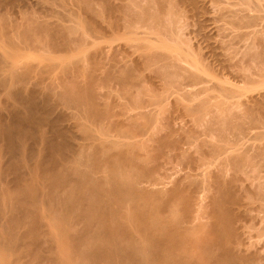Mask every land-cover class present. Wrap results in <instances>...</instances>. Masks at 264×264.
Masks as SVG:
<instances>
[{"label":"bare ground","instance_id":"6f19581e","mask_svg":"<svg viewBox=\"0 0 264 264\" xmlns=\"http://www.w3.org/2000/svg\"><path fill=\"white\" fill-rule=\"evenodd\" d=\"M75 1L76 6H81L78 10L92 14V18L87 16L93 20L88 21L89 26L84 24L86 28L83 15L79 16L77 9L66 8V5L64 20L74 22L73 25L69 22L61 25L63 20H57L63 16L59 13L55 24H51L50 19L41 20L34 10L28 13L27 7L26 12V0H0V18L4 13L8 15L2 18L6 21L15 8L20 13L19 17L15 13L16 18L12 19L13 15L8 22L0 19L7 25L0 28V37L4 38L0 44V90L6 91L18 104L14 103L15 107L13 101L10 102L15 107L9 104L13 111L5 102L3 104L8 110L2 109L11 112L10 116L6 113L11 121L5 122L2 119L7 116L0 114V138L4 139V146L0 144V249H12L14 264H264V175L259 170L261 167V171L264 170V92L247 100L242 97L245 83L256 82L253 76L256 75L257 80L264 78L261 75L264 30L260 31L257 26L262 19L264 21V17L261 18L264 0H230L228 3L234 8L230 9L229 5L225 11V6V12H219L228 26L238 29L235 30L237 36L246 44L243 50L233 48L228 59L219 60L221 70L233 75L230 79L226 75L227 80H214L211 85L214 88H211L218 93L207 92L210 85L202 86L203 97H197L201 94L197 95L199 90L193 91V95L186 89L185 98L184 95L180 98L178 89L190 82H204L206 79L199 71L212 75L197 50L194 52L188 40L183 39L182 24L181 28L178 26L181 21L178 15L185 0H119V3L102 0L108 2L106 7L102 5L104 8H100V3L96 8V1L100 0ZM253 8L263 14L257 16L251 12ZM78 17H82L83 30L76 27L80 25L76 23ZM103 20L109 32L106 27L104 30ZM254 26L258 29H252ZM241 28L252 31L240 32ZM98 33L101 39L105 34L107 37L111 34L112 39L117 33L124 36L132 33L133 37L138 35L145 41L143 33H156L158 39L161 35L168 37L166 40L172 38L173 42L177 36L183 46L181 44L180 51L163 52L164 55L162 50H155L156 45L148 47L149 41L143 45L145 47L142 43L140 49L143 47L147 52H143L145 61L144 54L140 55L141 64L137 60L128 64L123 58L120 60L121 57L118 60V55L126 53L128 46L110 50V45L109 50L96 47L91 52L92 47L76 60L34 63L21 59L28 48L35 52L58 53H70L79 48L88 50L92 45L90 39ZM150 37L147 36V40L152 39ZM136 44L134 48L139 49ZM134 62L137 66L147 63L145 69H152L149 65L154 64L152 79L155 80L156 73L160 84L155 88L153 84L152 88L150 84L147 87L139 70L136 74ZM216 72L220 78V72ZM235 79L244 86L234 88ZM112 83L119 85L120 89L116 90L124 101L114 100L112 96L118 93L113 94ZM104 87L108 89L104 91ZM1 92L0 95L6 96ZM170 97H174L171 98L173 104L170 103L173 106L167 104ZM37 98L45 105L39 106L41 100L37 101L36 110L43 109L42 115L39 110V115L35 112ZM19 104L27 111L21 112L23 107L19 110ZM61 104L62 107L67 105L62 110L68 113L65 107L74 110L73 118L71 112L64 113L69 121L70 117L74 119L70 124L76 120L75 124L80 127L78 133L83 129L85 135L80 132L83 141L79 137L80 141H76V135L73 137L77 129L74 123V134L69 133L71 128L68 127L72 125L66 122L67 118L62 122L68 124L65 128L69 131L67 134H71L69 137L63 127L65 124L61 126L64 129L57 128V118L51 119L48 106L58 108ZM177 111H181L179 118ZM182 113L187 116L183 119L188 118L192 125L181 121ZM61 114L55 116L60 118ZM175 118L185 126L176 123ZM28 121L36 127L25 131ZM177 124L179 127L175 126ZM252 133L259 139L251 136ZM28 134L31 143L26 140ZM245 136L263 140V143H249L257 145L256 148L251 146L254 149L250 147L252 151L246 148L249 139L244 140ZM70 137L73 140L70 141ZM242 139L247 142L246 147ZM2 151L7 154L6 159H2ZM178 160L184 172L179 177L176 175L177 181L174 179L173 185L167 187L160 181L162 170L168 164L176 165ZM216 162L219 169L214 173L218 168ZM207 164L215 168L209 166L208 170ZM254 167L259 171L254 176L256 181L250 178ZM34 169L39 172L34 173ZM226 169L238 171V175L234 174L238 178L240 173L245 176L244 170L249 173L245 181L236 180L232 173L229 180L222 175ZM6 174L8 180L4 178ZM51 226L55 231L48 228ZM251 239L262 241L253 245ZM61 252H66V257Z\"/></svg>","mask_w":264,"mask_h":264},{"label":"rangeland","instance_id":"374dc122","mask_svg":"<svg viewBox=\"0 0 264 264\" xmlns=\"http://www.w3.org/2000/svg\"><path fill=\"white\" fill-rule=\"evenodd\" d=\"M92 2H95L96 0H91ZM110 1V0H109ZM115 3H119L120 1L119 0H113ZM215 1V2H214ZM185 0L184 2H183V5L181 4V10H180V12H182V14H180V12H179V15H182V16H179L178 15V17L180 18V20L181 21H178V22H180V23H178V26L179 25H181V27H182V29H180V31L181 32H183L182 33V36L183 37H185V38H183L184 40H188V42L190 43V45L192 46L191 48H193V51L196 49L197 50V54L199 55V56H201L202 57V59H203V61L205 62H203L204 63V65H206L208 68L210 67V71L212 70V72L214 71V74L211 72V74L214 76L213 78L211 77L212 75H206L207 73H205V72H201V71H199V74H201V77L202 78H204V79H206L204 82H202V83H200V81H196V85L192 82H190L189 84H186L185 85V88H184V86H182L183 87V89H178V93H180L181 94V96H180V98L183 96V98H185V97H187L185 94H184V92L186 91V92H188L187 90H189L190 92L192 91V93L191 94H195L194 92H196V91H198L197 92V95H199L203 90L201 89L202 88V86L203 87H205V86H207V87H209V85H210V89L207 91V92H209L210 93V90H211V93L212 94H216V93H218V91H216V90H214V89H212L211 87H213V86H211V85H214V83H215V81L218 79H220V80H227L226 78H228V79H230L231 77H230V75L232 76L233 74H230V75H227L229 72H228V70H224V69H222L221 70V67H220V64L219 63H221L222 62V59H223V61H224V58L226 59H228L229 58V55H231L232 53H233V51H234V49L233 48H235V50L237 49H239V50H243L244 49V47L243 46H245V44L246 43H244V41L245 40H243V41H241V39L237 36V32L235 31V30H238V29H235V28H233V27H231V26H228L229 24H228V22L227 21H225L226 19H224V18H221L220 17V13H224L225 11H227L229 8L230 9H232V8H234V6H231L228 2H230V0ZM220 1H223V2H221L220 3ZM29 2V3H28ZM61 2V3H60ZM68 4H67V3ZM75 2H77V1H75V0H63V2H62V0L61 1H58V0H52V1H50V0H42V1H40V0H26V4H25V6H26V9H27V7H28V9L30 10H26L25 8V10H26V12H28V13H33V10L35 11V12H37V13H35L37 16H39L40 15V18H41V20L42 19H47V21L49 20L50 22L52 21V23L51 24H55L56 22H54V21H56L58 18H60L61 17V15L63 16V18L61 17L60 18V20H57L58 22L59 21H61V20H63V22L61 21V23H63V24H61V25H64V23H66V25L67 24H69V23H72V24H70V25H73V23L74 22H69L68 20V22H66L64 19H66V13H67V11H66V8L68 7L69 9L70 8H73V9H77L78 10V6L79 7H81L80 5H78V6H76L77 4L75 3ZM190 2V3H189ZM217 2V3H216ZM264 2V1H263ZM55 3V4H54ZM57 3V4H56ZM78 3V2H77ZM99 3L101 4V7L100 8H104L102 5H106V4H108V2H105V3H103L102 2V0H100V2H97L96 1V5L98 4L99 5ZM186 3V4H185ZM228 3V4H227ZM62 4V5H61ZM66 5V6H65ZM93 6L95 5L94 3L92 4ZM98 5L96 6V8H99L98 7ZM155 5V4H154ZM231 7H230V6ZM66 8H65V7ZM157 6V5H156ZM185 6V7H184ZM227 7V6H229V8L227 7L226 9L224 8V7ZM62 7H64L65 9H63ZM106 7V6H105ZM158 7V6H157ZM220 7V8H219ZM44 8V9H43ZM55 8V9H54ZM222 8V9H221ZM16 10H14V11H11V12H13V13H9V15H11L12 14V16L16 13V15L19 17V14L20 13H17V11H18V8H15ZM23 9V10H24ZM49 9V10H48ZM63 9V10H62ZM73 9H71V10H73ZM81 8H79V10H78V12L77 13H79L80 15L79 16H81V15H83L82 17H78V19H76V23H78V24H80V25H75L79 30H80V28H81V30H83V26L81 25L82 24V19H84V23H83V25L84 24H88L87 26H89V22L88 21H90V19L92 18V14H90V12L89 11H87L88 13H85L86 11L83 9V11L81 12V10H80ZM106 9V8H105ZM224 9H225V11H224ZM257 8H255V10H256ZM261 9V8H260ZM66 12H65V11ZM74 10V11H75ZM76 10V11H77ZM253 10V11H252ZM255 10H254V8L253 9H251V12H254V14H257V16H260L261 14H263L262 12L264 11V9H261L262 10V12L260 11H258V10H256V12H255ZM16 11V12H15ZM22 11V10H21ZM46 11V12H45ZM52 11H53V14H52ZM57 11V12H56ZM61 11V12H60ZM23 12V11H22ZM65 12V13H64ZM220 12V13H219ZM250 12V11H249ZM43 13V14H42ZM54 13H56V14H54ZM58 13H59V15H60V17L58 16ZM65 15H64V14ZM2 14V16L3 17H1L0 19L1 20H3V22H6L7 21V19H10L12 16H9L10 18H7L6 19V21H5V19H2V18H4L5 16H8V15H5L4 13H1ZM86 14V15H85ZM88 14V15H87ZM253 14V13H252ZM5 15V16H4ZM52 15V16H51ZM55 15V16H54ZM264 15V14H263ZM41 16H43V17H41ZM91 17L90 19L88 18V17ZM17 17V18H18ZM48 17V18H47ZM51 17V18H50ZM65 17V18H64ZM85 17H87L88 19H86V21H85ZM264 16H262L261 18H263ZM13 18H16V16L14 15L13 17H12V19ZM56 18V19H55ZM82 18V19H81ZM179 18H178V20H179ZM182 18V19H181ZM220 19V20H219ZM1 20H0V25H2V26H0V28H2L3 26L5 27V26H7V25H4V24H6V23H1ZM93 20V19H92ZM91 20V21H92ZM106 20V19H105ZM105 20H103V22L101 23V24H106V26H103L104 27V30L107 28V31H108V25H107V23H106V21ZM65 21V22H64ZM79 21V22H78ZM90 21V23H92ZM105 21V22H104ZM258 21H260V20H258ZM262 21V22H261ZM260 22H259V24L257 25L258 26V28L259 29H261L260 31H263L264 29H263V27L261 28V26L260 25H262L263 24V19L261 20ZM8 22V21H7ZM88 22V23H87ZM8 24V23H7ZM58 24V23H57ZM60 24V23H59ZM75 24V23H74ZM177 24V23H176ZM65 25V26H66ZM91 25V24H90ZM85 26V28L87 27L86 25H84ZM260 26V27H259ZM262 26H264V24L262 25ZM3 27V28H4ZM106 27V28H105ZM180 27V26H179ZM180 27V28H181ZM255 27V26H254ZM252 28V27H250V28H252V29H256L257 27H255V28ZM228 28V29H227ZM233 28V29H232ZM250 28H241V29H239L240 30V32L242 31V32H244L245 30L246 31H248V32H250L249 30H251L252 31V29H250ZM257 28V29H258ZM248 29V30H247ZM256 29V30H257ZM1 30V29H0ZM245 31V32H246ZM2 32V31H1ZM105 32V31H104ZM103 32V33H104ZM109 32V31H108ZM108 32H106L107 34H108ZM180 32V33H181ZM107 34H105V35H107ZM116 34V33H115ZM117 34H119V33H117ZM116 34V36H114V38L112 37V39H114V40H112V39H110L111 37V34H109L110 36L109 37H107V36H103V34H101L104 38L103 39H101L100 37L101 36H99L100 35V33H98V36L97 37H99V39L97 38V37H93L94 39H90V40H92V45L88 48V50L87 49H82V48H79V49H77V50H74V51H72V52H70V53H58V52H52V50H51V52L49 51V50H47L48 52H42V51H40L39 52V50L37 51L36 49V51L37 52H35L33 49H26L25 51H23V53L22 54H24V55H22V57H21V59H22V61H31V62H34V63H36V61H37V63L39 62H41V63H43V62H55V61H61V60H76V57H77V59H78V57H80V55L81 56H83V54L85 53V52H88L89 51V49H92V47L94 48V49H92V50H90L91 52L92 51H94L95 49H96V47H102V48H104L105 49V47H106V49L105 50H109L111 47H112V49H110V50H113V48H122V47H125V46H128L125 50H127V52L126 53H122V55H125V56H123L122 57V55L120 54V56L118 55V57H117V59L119 60L120 59V57H121V59L120 60H122V58H123V60L122 61H126L128 64H130V63H132L133 61H135L136 62V60L138 61V63H140L139 61H140V55H142V54H144V55H142L143 56V61H145L144 59L146 58V55H145V53H143V52H145V51H143L145 48H143V47H145L146 45H145V43L147 42V41H149V42H147L146 44H147V46L148 45H156L157 46V48H156V46L154 47L155 48V50L157 49V50H162L161 52L163 53V52H166V54H167V52H169L168 54H170L171 52H173V53H175L176 51H180V49H181V39H179V37L177 38V36H174V39H175V41L174 42H177L179 45H177V43H174L173 42V40H171L172 38H170V39H168V40H166V38H168V37H165V38H163L161 35V39H160V36H159V39H158V35L159 34H157L156 35V33H151V35H149V33H147V34H144L143 33V35L145 36V38H146V41L145 40H143V39H140L139 37H141V36H138L137 35V37H133V34H132V36L130 37V35L131 34H129V36H128V34L127 35H117ZM135 35V34H134ZM142 35V34H141ZM148 36V38H149V36H151L150 38H152V39H148L147 40V36ZM235 37H237V38H234V36ZM1 36V35H0ZM118 36V37H117ZM106 37V38H105ZM115 37H117V38H115ZM133 37V38H132ZM157 37V38H156ZM1 39H0V44H2V42H1V40H3L4 38L3 37H0ZM96 38H97V40H96ZM109 38V39H108ZM135 38H138V39H135ZM240 40H239V39ZM116 39V40H115ZM95 40V41H94ZM112 40V41H111ZM171 40V41H170ZM177 40V41H176ZM186 40V41H187ZM235 40V41H234ZM249 40H247L246 39V42H248ZM129 42V43H128ZM134 43V44H136L137 42V44H139L138 45V47H139V49H135L134 48V44H132V43ZM172 42V43H171ZM142 43H144V44H142ZM166 43L168 44V45H166ZM136 44V45H137ZM141 44H142V46L143 45H145V46H143L142 47V49H140V47H141ZM97 45V46H96ZM108 45H110L111 47L110 48H108L109 46ZM122 45V46H121ZM135 45V46H136ZM233 45V46H232ZM108 46V47H107ZM119 46V47H118ZM152 46V47H153ZM182 46H183V44H182ZM185 46V45H184ZM148 47H150V46H148ZM163 47V48H162ZM195 47V48H194ZM228 47H230V48H228ZM240 47V48H239ZM101 48V49H102ZM131 48H133V49H131ZM137 48V47H136ZM153 48V49H154ZM175 48V49H174ZM99 49V48H98ZM124 49V48H123ZM42 50V49H41ZM87 50V51H86ZM129 50V51H128ZM156 50V51H157ZM1 51H2V49H1ZM227 53H226V52ZM147 52V51H146ZM158 52H160V51H158ZM160 52V53H161ZM195 52V51H194ZM230 52H232L231 54H230ZM86 54V53H85ZM147 54V53H146ZM164 54V53H163ZM165 55V54H164ZM47 57V58H46ZM51 59H49V58ZM125 57V58H124ZM145 57V58H144ZM46 58V59H45ZM81 58V57H80ZM137 58V59H136ZM56 59V60H55ZM60 59V60H59ZM129 60V61H127V60ZM139 59V60H138ZM142 59V58H141ZM221 62H220V61ZM122 61H120V62H122ZM143 61H141L142 62V64H143ZM210 61V62H209ZM215 61V62H214ZM130 62V63H129ZM134 62V65L136 66V67H134V69H135V71L136 70H139L140 72H138V74L140 73L141 75H139L140 77H143L142 78V80H144V83H145V85L147 86V85H149L150 86V88H152L153 86H154V88L156 87V86H158L157 84H160L159 83V79H158V77L156 76V73H155V80H156V82H155V80L154 79H152V78H154V72H153V68H154V64H152V65H149V66H152L153 68L151 69L150 67L149 68H147L148 66V64L147 63H144L145 64V66H147L146 67V69H145V66L144 65H136V63ZM183 62V61H182ZM123 63V62H122ZM137 63V64H138ZM184 63V62H183ZM141 64V63H140ZM184 64H186V63H184ZM134 65H132L131 64V67L132 66H134ZM154 65V66H153ZM210 65V66H209ZM217 65H219V66H217ZM262 65L264 66V63H262ZM143 66V67H142ZM220 67V68H219ZM141 68V69H140ZM192 68H194V67H192ZM216 68H218V69H216ZM263 68L264 67H261V69H262V73H263ZM195 69V68H194ZM193 69V70H194ZM214 69V70H213ZM154 70H155V68H154ZM216 70H217V72H216ZM221 70V71H220ZM227 71L225 74H223V72L222 71ZM220 73H219V72ZM198 72V71H197ZM215 72L216 73H219L221 76H220V78H217V77H219V75L218 74H216L215 75ZM222 72V73H221ZM261 73V75H263L264 76V73L262 74ZM136 74H137V71H136ZM227 75V77L225 78V76ZM152 76V77H151ZM208 76V77H207ZM223 77V78H222ZM254 77H256V78H254ZM259 77V76H258ZM157 78V79H156ZM233 78V77H232ZM253 78H254V81H256V82H254V84H252L253 82H251L250 83V85H249V82L247 83L248 85H246V83H245V86H244V83L242 84V82L240 81V82H238L239 80H237V79H235V80H237V81H234V80H232V83H233V81H234V83L232 84V83H230V84H232V86L234 87V88H236V87H238V88H240V87H243L244 89H242L243 90V92H245L244 94H243V99H246L247 100V98L248 97H250V96H253V95H257V94H259V92H264V78L261 76V79H259L258 78V80H257V76L255 75V76H253ZM263 79V80H262ZM153 80H154V82H153ZM215 80V81H214ZM261 80V81H260ZM214 82V83H213ZM217 82V81H216ZM147 83V84H146ZM198 83V84H197ZM207 83V84H206ZM263 83V84H262ZM113 85H111V86H113V87H111L112 89H113V91H115V92H113V94L115 95L116 93H118V95H115V96H112V97H115L116 99H114V100H116V101H119L120 99L121 100H123L124 101V98H123V96L121 95V97L122 98H120V91L118 92V90L120 89V87H119V85L117 84L116 85V83H112ZM152 84H153V86H152ZM116 85V86H115ZM156 85V86H155ZM227 85L229 86V83H227ZM239 85H240V87H239ZM242 85V86H241ZM149 86H147V87H149ZM152 86V87H151ZM231 86V85H230ZM119 87V88H118ZM263 87V88H262ZM214 88V87H213ZM2 89V88H1ZM103 89H105V87L103 88ZM106 89H108V88H106ZM106 89L104 90V91H106ZM115 89V90H114ZM116 89H118V90H116ZM187 89V90H186ZM216 89V88H215ZM261 89V90H260ZM102 90V89H101ZM181 90H182V92L183 93H181ZM184 90V91H183ZM215 91V92H212V91ZM240 90V89H239ZM104 91H102V92H104ZM117 91V92H116ZM194 91V92H193ZM0 92H1V90H0ZM189 92V93H190ZM1 93H5L6 94V96L3 94H1L0 95V107L1 106H4L5 104H4V102L6 103V105L8 106V108L10 109L11 107H9L10 105H12V104H16V105H18L17 104V102H14V99H13V97L12 98H9L10 96L6 93V91H2ZM112 94V93H111ZM178 95V94H177ZM197 95H195V96H197ZM205 94H204V92L203 93H201L199 96H197V97H203ZM116 96H119L118 98L116 97ZM179 96V95H178ZM190 96V95H189ZM195 96H193L194 97V100H197V98L195 97ZM193 97H191L192 99H193ZM245 97V98H244ZM171 98H174V97H170L169 98V100H168V102H167V104L168 105H171L170 103H172V102H174L173 101V99H171ZM250 98H252V97H250ZM250 98H249V101H250ZM9 99V100H8ZM11 99H13V100H11ZM118 99V100H117ZM8 100V101H7ZM38 100H41V101H38ZM120 100V101H121ZM194 100H192V103H193V101ZM2 101H3V103H2ZM12 101H13V103H12ZM39 102V104H38V102ZM119 101V102H120ZM187 100H183V102H186ZM12 104H11V103ZM40 102H42V99H40V98H37V100H36V104H35V106H34V108H35V110H36V106H40V105H42V107H44L45 105H43V102H42V104L40 103ZM55 102V101H54ZM196 101H194V103H195ZM8 103V104H7ZM45 103V102H44ZM56 103V102H55ZM55 103H53V104H55ZM4 104V105H3ZM10 104V105H9ZM15 104H14V106H15ZM38 104V105H37ZM57 104H59V103H57ZM173 104V103H172ZM20 105V104H19ZM7 106H4V107H1V110H0V114H2V116L4 117L5 115L8 117V115L6 114L7 112L9 113V116L11 115L10 113L11 112H9V111H7V112H5L6 110H8L7 109ZM13 106V105H12ZM13 106V107H14ZM21 106V105H20ZM20 106H17V107H20ZM61 106V107H60ZM64 106H67V105H64ZM63 106V107H64ZM171 106H173V105H171ZM171 106H169V108L171 107ZM13 107H12V109H10L11 111H13ZM16 107V106H15ZM15 107H14V109H15ZM22 107L23 106H21L20 108H18L19 110H21L22 109ZM42 107L40 108V109H42ZM48 107H51V114H50V117H51V119H56L57 118V122H56V127L58 128V127H61V126H63L64 124V128H65V126L66 127H68V124H66V122H68L69 121V118H68V116H67V114H65V113H68V112H66V111H64V110H62L63 109V107H62V104L61 105H59V106H57L58 108H56V107H54V106H48ZM2 108H5L4 110L2 109ZM24 108L25 107H23V109L21 110V112L24 110ZM38 108V107H37ZM46 108V107H45ZM61 108V109H60ZM55 109H59V111L61 112V110L63 111V115H65V118H63L62 117V114L58 111V110H55ZM65 109L67 110H69V113L71 112V117H72V113L74 112V110H73V112L71 111V108H66L65 107ZM5 112V114L3 113V111ZM37 110H39V108L37 109ZM37 110L35 111V112H37ZM43 110V109H42ZM42 110H39L38 112H40V114L42 115ZM67 110V111H68ZM168 111H169V109H167ZM172 109H170V111H171ZM1 111H2V113H1ZM27 110H24V112H26ZM167 111V112H168ZM37 112V113H38ZM57 112H59L60 114H61V116H60V118L59 117H56L55 115H57V116H59L58 114H57ZM65 112V113H64ZM166 112V113H167ZM178 112V113H177ZM177 112H175V113H177L176 114V117H178L179 118V116H177L181 111H177ZM68 113V114H69ZM38 115H39V113H38ZM182 115H184V113H182ZM181 114H180V116H182ZM53 116V117H52ZM55 116V117H54ZM186 115H184V116H182V119H181V121H183V122H187L186 124L189 126L190 125V123H191V125H192V122L189 120V122H188V118L185 120V119H183V117H185ZM7 117H5V118H7ZM49 117V118H50ZM71 117H70V121H73L74 119H71ZM187 117V116H186ZM189 117V116H188ZM5 118H1L2 120H4L5 122L6 121H11V118L10 117H8L7 119L8 120H6ZM68 120H67V119ZM73 118V117H72ZM177 118V119H178ZM181 118V117H180ZM65 119V120H64ZM176 119V118H175ZM174 119V120H175ZM175 120L176 121V123L177 122H180V124L179 125H181V121H179L180 119H178V120ZM189 119H190V117H189ZM61 122H60V121ZM67 120V121H66ZM22 121V120H21ZM24 121V120H23ZM22 121V122H23ZM25 121H26V119H25ZM64 121H66L65 123H63ZM68 122L69 123V126L70 125H72L73 123L75 124V122H76V120H75V122H72V124H70L71 122ZM164 121V120H163ZM22 122L20 123V125H22L21 127H24L25 126V124L26 125H28L27 126V128H24V129H26L25 131H30L31 130V126H32V122H30V121H28V123L29 124H27V122H25V124H24V126H23V124H22ZM60 122V123H59ZM24 123V122H23ZM34 124H35V122H33ZM184 123V124H185ZM33 124V125H34ZM183 124V123H182ZM19 125V126H20ZM59 125V126H58ZM76 125V131L73 129V128H75L74 127V125H72V127H68V129H70L71 128V131L69 132L68 131V129H66V134H67V131L69 132V133H71V134H74L73 132L75 131V134H74V136L73 137H75V135H76V141L78 140L77 139V137H84V136H81V135H85L84 133H82V131H83V129L82 130H79L80 132L78 133V128L80 129V127H77V123L75 124ZM179 125L177 124V125H175V126H178L179 127ZM46 126V125H45ZM181 126H185V125H181ZM187 126V127H188ZM33 127V126H32ZM36 126H34L33 128H35ZM63 127H61V128H63ZM192 127V126H191ZM30 130H29V129ZM63 128V129H64ZM189 128V127H188ZM72 129L74 130V131H72ZM196 129H199V128H197L196 127ZM257 130H259V129H257ZM77 132V133H76ZM84 132V131H83ZM253 133L255 132V129H253V131H252ZM253 133H252V135L251 136H253V137H256V136H254L255 135V133H254V135H253ZM70 134V135H71ZM79 134V135H78ZM81 134V135H80ZM182 134V133H181ZM251 134V133H250ZM250 134H248L249 136H250ZM49 135V134H48ZM68 135V137L70 136L69 134H67ZM28 136H29V134L27 135V139L26 140H28ZM201 136V135H200ZM199 136V137H200ZM249 136H245L246 138L247 137H249ZM31 136H29V138H30ZM72 137V136H71ZM70 137V138H71ZM201 137H204V135L203 136H201ZM253 137H251V138H243L244 140H248V146L246 147L245 146V144H247V142L246 143H244V140L242 139V143L244 144V146H243V144L242 145H239V147H241V146H243V147H246V148H250L251 146L252 147H254L255 145H253V144H255V142H257V143H260V144H262L264 141V139L261 141V140H257L256 141V138H253ZM25 138V137H24ZM82 138H80L82 141H83V139ZM207 138V137H206ZM1 140H0V144H2L1 145V147L2 146H4V142H2V140H4L3 139V137L2 138H0ZM57 139H58V137H57ZM257 139H259V138H257ZM31 140H32V138L30 139V140H28V142L30 141V143H31ZM70 141L71 140H73V138H71V139H69ZM78 141H80V140H78ZM250 141V142H249ZM2 142V143H1ZM32 143H33V141H32ZM249 143H253L252 145L251 144H249ZM256 143V144H257ZM260 144H258V145H260ZM27 146H30V144H28L27 143ZM251 147V148H252ZM256 147H257V145H256ZM256 147H254V148H256ZM245 148V149H246ZM250 148V149H251ZM254 148H252V149H254ZM251 149V150H252ZM253 151V150H252ZM4 152V157L2 158V159H4L5 157L7 158V154H5V151H2V153ZM1 153V154H2ZM42 155V154H41ZM3 156V155H2ZM5 158V159H6ZM180 162H182V160H180ZM177 163V162H176ZM184 163V162H183ZM217 164V166H218V168H215L214 166ZM208 165V170H209V166H210V168L211 169H214L213 170V172L215 173L216 171H218L217 169H219V165H218V163L216 162L215 163V165L214 164H212V165H214V166H212L211 167V164L209 165V164H207ZM206 165V166H207ZM182 166L183 165H181V163L179 164V160H178V163L175 165H170V164H168V166H167V168L166 169H164V170H162V174H161V179H160V181H163V182H165L166 183V186L168 187H171L173 184L171 183L172 181H177V179H175V178H177V177H179L178 175L180 174V176H181V174L184 172V171H182ZM205 166V167H206ZM216 166V167H217ZM184 167V166H183ZM204 167V166H203ZM204 167V168H205ZM230 167V166H229ZM229 167H226L225 166V168H229ZM257 167H260V165L259 166H257ZM255 168V170L256 169H258V168ZM35 168H37V167H35ZM225 168L223 169V170H225ZM39 169V168H38ZM38 169H34L35 170V172L34 173H36L37 171H38ZM210 169V170H211ZM230 169H231V167H230ZM230 169H226V172H224V171H222V173L224 172V174H222L223 175V177L224 178H228L230 175H234V174H237L238 173V171H237V173H236V170H235V172L234 171H232V170H230ZM233 169V168H232ZM247 169V168H246ZM252 169V168H251ZM264 169V168H263ZM200 171H201V169H199ZM199 170H197V171H199ZM249 170H250V168H249ZM253 170V172H254V174H253V172H252V174H253V176H251V173L249 174L251 177L250 178H252L253 177V179H252V181L254 180V181H256L257 179H256V177H255V179H254V176L256 175V172L258 171V170ZM259 170H260V173L262 172V174L264 175V170L263 171H261L262 170V167H261V169L259 168ZM200 171L199 172H196V173H198L199 175H200ZM247 171V172H246ZM244 170V172L247 174V176H248V173H249V171L248 170ZM39 172V171H38ZM177 172V173H176ZM182 172V173H181ZM240 172V171H239ZM241 172H243V171H241ZM251 172V171H250ZM232 173V174H231ZM244 173V174H245ZM257 173H259V171L257 172ZM9 174V173H8ZM241 174V176L243 177V174L242 173H240ZM246 174H245V176H246ZM11 175L12 176H10V179H12L11 177H13V173H11ZM176 175H177V177H176ZM198 175V176H199ZM238 175V174H237ZM5 176H7V174L5 175ZM4 176V178H8V176L7 177H5ZM201 176V175H200ZM199 176V177H200ZM228 176V177H227ZM241 176H239V178H240V180L241 181H245V179H244V177L242 178ZM246 176V177H247ZM258 176H261V175H259L258 174ZM257 176V177H258ZM234 177H235V175H234ZM237 177V178H236ZM235 178H236V180H238L239 178H238V176H236ZM231 178H233V176L231 177ZM235 178H234V181H235ZM5 179V180H6ZM9 179V178H8ZM7 179V180H8ZM175 179V180H174ZM201 179V178H200ZM248 179H249V177H248ZM6 180V181H7ZM36 180V179H35ZM39 179L37 178V180L36 181H38ZM229 180H230V177H229ZM231 180H233V179H231ZM251 180V179H250ZM11 181V180H10ZM246 182H248V180L246 179ZM43 214H46V212H45V210L43 209ZM48 219L47 218H45V221H47ZM51 231H55V228L53 227V226H51V227H48ZM21 230H22V228H21ZM255 238V237H254ZM257 239V238H256ZM256 239H251V242H252V244L254 243V242H258ZM256 240V241H255ZM262 241V240H261ZM261 241H259V242H261ZM250 242V243H251ZM258 242V243H259ZM256 243H254V244H256ZM253 244V245H254ZM252 247V246H251ZM7 248V247H6ZM1 248L0 249V263L1 264H10V263H12L13 262V258H14V256H12V249L10 250L9 248ZM9 249V250H8ZM66 248L64 247V250H65ZM59 250H60V247H59ZM66 251V250H65ZM61 254H63L65 257H66V252L65 253H63V252H61ZM4 257V258H3ZM10 259H11V262H9L10 261ZM21 260H23V259H21ZM12 264H14V263H12Z\"/></svg>","mask_w":264,"mask_h":264}]
</instances>
